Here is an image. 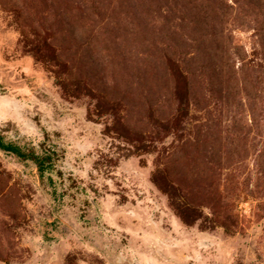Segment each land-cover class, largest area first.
Returning a JSON list of instances; mask_svg holds the SVG:
<instances>
[{
    "label": "rangeland",
    "instance_id": "1",
    "mask_svg": "<svg viewBox=\"0 0 264 264\" xmlns=\"http://www.w3.org/2000/svg\"><path fill=\"white\" fill-rule=\"evenodd\" d=\"M0 264H264V0H0Z\"/></svg>",
    "mask_w": 264,
    "mask_h": 264
},
{
    "label": "trees",
    "instance_id": "2",
    "mask_svg": "<svg viewBox=\"0 0 264 264\" xmlns=\"http://www.w3.org/2000/svg\"><path fill=\"white\" fill-rule=\"evenodd\" d=\"M0 149L7 151L9 153L15 154L20 159L26 160V159H33L35 162H37L39 166L40 172L44 173L47 169L51 168L50 164L48 165L50 158H39L35 155H27L22 151V148L19 147L16 144H6L4 143L3 139L0 137Z\"/></svg>",
    "mask_w": 264,
    "mask_h": 264
}]
</instances>
